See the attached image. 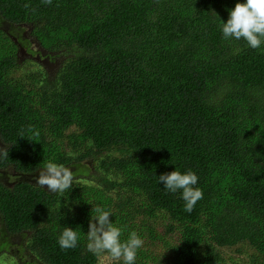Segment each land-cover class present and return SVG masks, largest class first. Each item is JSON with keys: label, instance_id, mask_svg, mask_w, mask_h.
Masks as SVG:
<instances>
[{"label": "trees", "instance_id": "1", "mask_svg": "<svg viewBox=\"0 0 264 264\" xmlns=\"http://www.w3.org/2000/svg\"><path fill=\"white\" fill-rule=\"evenodd\" d=\"M238 2L0 0V167L38 175L51 160L82 175L62 194L0 180L1 231L26 237L25 264H123L87 248L96 206L122 241H144L135 264H225L222 247L240 243L257 252L249 264L264 262V44L223 38ZM3 22L63 56L57 68L32 51L21 65L27 42ZM175 169L198 176L191 213L158 181ZM65 226L76 248H60Z\"/></svg>", "mask_w": 264, "mask_h": 264}, {"label": "clouds", "instance_id": "2", "mask_svg": "<svg viewBox=\"0 0 264 264\" xmlns=\"http://www.w3.org/2000/svg\"><path fill=\"white\" fill-rule=\"evenodd\" d=\"M51 4L52 0H43ZM27 8L28 5H25ZM222 36L225 40L243 38L252 49L264 44V0H246L236 3L229 10L227 22L221 21ZM36 135H39L37 132ZM23 137V136H20ZM0 154L8 156V148L0 147ZM36 185L47 188L53 194H62L73 187L74 174L71 168L49 160L35 177ZM164 189L175 193L181 191L185 201L184 210L191 213L196 203L203 198V191L195 187L198 176L191 170L181 172L175 169L170 173L158 176ZM94 213V214H92ZM112 212L101 206L92 207L89 230L87 232V248L95 254L107 253L113 260L123 264H135L137 251L144 241L137 232L132 231L126 240H121L122 230L110 220ZM79 234L72 227L65 226L58 237L61 249H73L78 246Z\"/></svg>", "mask_w": 264, "mask_h": 264}, {"label": "rangeland", "instance_id": "3", "mask_svg": "<svg viewBox=\"0 0 264 264\" xmlns=\"http://www.w3.org/2000/svg\"><path fill=\"white\" fill-rule=\"evenodd\" d=\"M2 28L7 33L12 35L13 38L18 39L20 35L24 36L27 43H19L21 45L19 47V56L21 58H19V63H21V65L25 62V57L31 56L30 51H32L33 55L31 58L36 60L38 62H36L37 64L42 65L48 71H54V69L57 68V65L61 62L63 56H58L55 52H46V50H43V48L38 45L33 38L28 37V27H24L23 29L22 26L19 27L17 24L3 22ZM14 76L26 78V70L23 69V67H20L15 71ZM0 147H4V144L1 141ZM83 163L90 164L92 167L91 162H88V160H84ZM67 167L71 168L72 171L74 170L73 166ZM94 172L95 170L93 168L90 169L88 176ZM35 177L36 175L21 172L15 169L12 165L0 167V180L8 185H12L18 179H28L36 182ZM80 178H82L81 173L74 174V181ZM164 223L165 220L162 218L157 217L155 219V224H157L158 227H162ZM1 226L2 223L0 221V264H12L13 262H16V264H25L26 262L32 263V256L23 248L26 243V241H24L26 240V237L22 234L8 236L4 233V231H1ZM3 238L5 240H3ZM154 249H156V252H159L160 254L165 253L160 247L155 246ZM222 253L225 258V264H249L250 257L252 255H256L258 257L255 249L248 246L246 243H240L230 247H222ZM262 264H264V262Z\"/></svg>", "mask_w": 264, "mask_h": 264}]
</instances>
